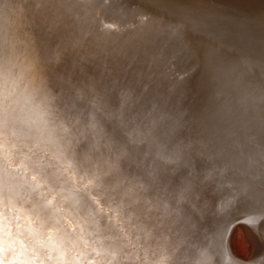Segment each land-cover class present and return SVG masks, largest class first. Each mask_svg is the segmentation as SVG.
Here are the masks:
<instances>
[{
	"label": "bare ground",
	"instance_id": "bare-ground-1",
	"mask_svg": "<svg viewBox=\"0 0 264 264\" xmlns=\"http://www.w3.org/2000/svg\"><path fill=\"white\" fill-rule=\"evenodd\" d=\"M15 1L0 0V103L3 102L4 95L5 41L9 43L11 39L9 34H12L15 35L14 41L7 45V47L14 45L12 49L9 48L11 61L8 102L17 118V123L10 125L6 130L0 129V154L8 151L14 154L13 168L28 164L30 157L33 161L37 158L43 159L45 167L40 175L31 170L28 171L29 180L33 175H37L36 184L39 185V190L35 192L26 190L24 196L30 198L31 203L34 204L51 202L47 214L52 215L54 219H60L64 226L65 240L55 254L63 256L67 252L76 264H80L81 260L85 264H196L201 259L200 252L206 250L211 257L212 264H220V258L212 251L211 242L207 238L206 242L202 237L199 238L200 228L195 227L193 232L192 229L187 230L189 225L196 224V220L194 219L193 223H187L189 216L183 218L185 222L182 218H178L176 213L179 209L186 210L180 206L178 200H182L180 196L186 195L187 191L196 194V188L200 189L205 199L211 204L221 231L225 227H230L228 225L232 219L242 220L247 212L250 213L247 208L243 209L239 204L241 200H244V195L239 198V203L233 200L236 193L244 194V190L231 185L234 193L233 195L227 194L228 197L222 203L224 196L216 194V186H213L212 182L200 185V181H203L202 176L198 177L196 171L199 165L191 159L185 163V166L193 169L195 173L189 178L183 176L180 173L182 168L179 169L177 165L180 160L176 155L178 143L167 144L162 123H158L155 118L158 113L160 88L154 87L155 99L150 97L149 105L146 104L145 93L142 89H139L137 93L128 88H121L118 92L112 91L115 97L129 103L132 113L129 112V107L127 113L134 124L130 130L129 126L124 123L125 118L121 120L118 116L115 117L117 114L112 109L110 91L104 93L101 87L99 91L94 86L100 82L105 84L103 80L108 82L107 76L114 75L119 68L128 66L129 63L118 61L112 55L96 53H94L96 58L92 64L87 63L83 56L88 49L74 51L71 44L72 37L69 42L61 26L49 27L55 32V38H46V33L50 34L49 29L41 17L29 12L30 7L19 24L20 26L15 29L13 27V5L17 3ZM59 1L64 4L62 0ZM94 4H103L113 9L95 12L104 15L112 11L109 20L114 25L110 27V31L117 32V34L110 33L112 37H118L116 43L124 42L129 54L139 57V51H141L142 56L147 53L164 64L168 73L163 72V74L175 82L172 94L175 97L173 103L178 102L179 120L182 119L181 113L185 105H188L191 100L190 96L196 93V87H193L191 82L197 83L196 80L205 74L213 78L211 83L215 89L218 88L215 84V77L218 76L219 81L222 82L221 95L231 94L230 96L233 95V97L236 90L240 93L247 84L255 82L253 79L256 78L248 77L246 72L249 70L241 71L242 65H239V60L224 62L225 55L228 52L233 54L237 45L234 41H229V37L236 38L235 34L227 35L230 33L228 26L224 27L223 16L219 12L217 16L222 20L219 24H223L219 27L206 24L203 18L191 21L192 17L182 15L181 19H175L178 26L174 29L173 18L155 15L158 12L157 7L148 12L152 14V18L147 23L146 21L139 23L140 12L136 10L137 0H94ZM5 5L9 6L8 9H5ZM5 10L8 11L9 22L7 24L3 19ZM128 10L132 11L131 19L127 23L120 24L118 21L123 19V12ZM255 10L264 12V6ZM205 12L207 16L210 15V12ZM195 14L198 15L196 12ZM249 15L256 19L259 17L258 14ZM61 16L68 19L69 13ZM31 21L36 25L35 27L30 23ZM101 22L104 24L107 21L102 19ZM22 27H25L27 31H23ZM87 27L91 28L92 23H89ZM150 28H152L151 33L155 44L147 42L149 49L143 45L141 50L140 43L135 41L132 32L136 30L146 32ZM22 32L28 35H23ZM32 33L33 35H30ZM225 37L230 43L229 46L223 51L221 48L218 49L222 53H218L217 50L214 52L213 47L210 46L211 43L216 42L213 41L214 38L219 41ZM136 39L140 40V36ZM169 40L172 42L171 45H175L172 50L176 49V53L179 54L176 56L179 67L174 66L175 69L169 68L168 65L167 57L171 54L166 48ZM164 43L167 44L163 46ZM56 44L65 48H56ZM46 46L50 48L47 49ZM116 47L123 48L122 44ZM54 50L61 53L68 50L74 56L63 62V66H67L68 70L75 74L74 76L67 75L68 72L64 71L59 61L48 58L55 56ZM80 50H83L82 55L79 53ZM76 55L81 56L78 58ZM207 55L215 57L212 62L213 67L209 68L211 65H206ZM71 61L77 64L74 65L77 70H71L66 64ZM45 62H50L52 70L57 71L55 77L50 76L55 72L49 73V66ZM193 62H196L198 66L201 65V70L192 67ZM105 69H110L112 73L105 74ZM231 69L234 71L229 74ZM230 76L236 77L233 88H229ZM93 77H96L99 82L87 80ZM68 78L75 80L78 86L69 85L66 82ZM70 90H75L77 94L71 105L68 104ZM205 90L207 89H204V93H206ZM207 94L203 97L206 100L205 111L195 112L203 119L198 115L193 118V111L188 116L191 121L197 119L200 123V125L195 124L198 131L195 135L190 134V138L200 133L201 135L207 133L213 144L212 151L216 150L215 152L219 155L218 145L227 146L226 140L220 137V124H223L225 119L220 116L222 106L217 112L209 108L211 106L207 103ZM53 97H55L54 100ZM164 98L165 95H161L159 100L163 101ZM107 100L108 102H105ZM97 110L105 113L111 112L112 116L102 114ZM204 125H207L204 128L206 133H202ZM236 130L238 129L234 124L230 129L231 132L227 131L232 140H234ZM37 144H39L38 152ZM192 146L191 141V148ZM231 147L236 148L238 153L243 152V149ZM33 152H37V155L34 156ZM157 153L160 154L156 155ZM61 156L67 157L62 166L59 159ZM147 160L152 163L151 167L147 164ZM167 160H173L175 163L170 164ZM49 162L57 167H47ZM235 162L239 165V160L236 159ZM132 163L136 166L133 167ZM231 163L232 161L227 163L226 169H229ZM204 167H206L205 174L207 175L206 170L210 168L205 165ZM89 173L102 177L101 182L95 187L90 185L86 178ZM229 179L231 178H228L227 182H230ZM85 188L87 192L83 191ZM211 188L213 189L210 190ZM173 202L177 205H173ZM221 206L224 208L223 211H221ZM20 225L22 238L34 240L35 237L31 231L33 225L26 215L21 219ZM246 230L251 238L249 230ZM48 235H52L55 242L56 234L52 229L45 231V236ZM210 237L214 235H208L209 239ZM238 241L239 239H236L234 245ZM242 255L246 258V251Z\"/></svg>",
	"mask_w": 264,
	"mask_h": 264
},
{
	"label": "rangeland",
	"instance_id": "rangeland-1",
	"mask_svg": "<svg viewBox=\"0 0 264 264\" xmlns=\"http://www.w3.org/2000/svg\"><path fill=\"white\" fill-rule=\"evenodd\" d=\"M158 1H161L162 4H160V5H166L165 4L166 2H170V1L182 2L184 0H158ZM188 1H190V0H188ZM199 1H200V4L205 3L207 5H209V4H212V5L214 4V6L217 5L215 7L213 6L210 9L205 8L204 12L205 11H208L210 13L212 11L213 12H215V11L216 12H222L221 15L223 16L224 27H225V25H227L228 30L230 32L227 35L235 34L234 37H236V38L229 37V41H234V43L237 45V49L240 47V50H239L240 52L238 55H237V49L234 51V53H236V56H237V57H235L236 58L235 61L239 60V62H240L239 65L240 64L242 65L241 71L249 70L246 72L248 74V77L249 78H256V82H257V77L259 76V74H261L263 68L257 69L258 66L252 68L251 64L247 67L248 61L244 60V58L246 56L240 55V54L242 53V51H241L242 46L245 47V45H247V48H248V43L252 44V47H251L252 50L257 49V47L259 48V46L261 47V45L264 44V43H262L264 41V31H263V28H264V12L255 10L258 7L264 6V0H214V1L199 0ZM242 1H244V2H242ZM15 2H17L13 5V9H14L13 27L15 29L17 26H20L19 24L21 23L22 19L24 18V16L27 13V10L30 7L29 12H32L35 15L41 17L42 21L45 23V26L49 29L50 34L46 33V38H50V37L55 38V32L53 30H51L50 28L61 26V28L63 29V33L68 38L69 42H70L71 37H72L71 44L74 47V51L76 49H78V50L79 49H88L87 52L85 53V55L83 56L87 63L92 64V62L95 60L96 57H95L94 53H96V54L108 53V54L112 55L115 59H117L118 61L121 60L123 63H125V62L129 63L128 66L119 68L114 73V75L107 76L106 78H108V82L103 80L99 76H97L98 78L103 80V82L105 84H102L100 82V84H95L94 86L96 87V90H99V91H100L99 87H101L102 90H104V93H107L110 91V94L112 96V102H113L112 103V109L117 114V115H115V117L118 116L121 120L123 118H125L126 121L124 123L129 126L130 130L134 127V124L132 122V118L127 113L128 107H129V112L132 113V110L129 106V103L127 101L124 102V101L120 100L118 97H115V95L112 94V91L118 92V91H120L121 88H128V89H132L135 93H137V92H139V89H142L143 92L145 93L144 97L146 99V104L149 105V101H148L149 98L150 97L154 98V95H153L154 87L160 88L159 95H158V105H157V109H158L159 114L157 113V116H155V118H156V120H158V123L159 122L162 123L163 133H165L167 144L174 143L173 141L177 138H179L178 142H177L178 144L180 142H183V145L185 147H184L183 153L179 156V158L182 162H184V164L188 162L189 159H187V155H189V153L191 151L190 133L187 132V129H185L186 126L184 125V126H182V128L184 130H181V126H179L178 133L176 135H173V129L178 128L175 125V122H176L175 120L180 119V116H179L180 112H179L178 107H177L178 102L173 103V100L175 97L172 94V89L175 86V82L173 79H171L168 76H165L163 74V72L168 73V71H167L166 67L164 66V64L162 62H160L158 59L157 60L154 59L152 56H150L147 53L145 56H142L141 51H139V57L134 55V54H129L127 52V50L125 49L126 45L124 42L116 43L118 37H112L111 33L117 34V32H111L110 31V27L112 25H114V23L109 20V18H111L112 11H110L109 13H106L104 15H99L95 12V11L113 10L111 7L105 6L103 4H94V0H62V2L64 4H62L59 0H16ZM252 4H254V5H252ZM156 7L157 6H152L151 4H149L148 1L143 2V0H137L136 10H138L140 12V18L148 16V18L145 20H142V19L138 20L139 23H141V21H146V23H147V21L150 18H152V16H151L152 14H149L148 12L150 10L155 9ZM175 9L176 8H170V9H167L165 11L157 12L155 15H157V17L163 16V18H173V27L175 29L178 26V23L175 21V19H179V18L181 19L182 15L191 16L189 13H192V12L193 13L196 12V13L200 14V10H201V9L192 10V11L184 10L182 12H179V10H177V9L175 10ZM67 12L69 13L68 19H66L65 16H63V17L61 16V15H66ZM131 12L132 11H129V10L124 11L123 12L124 13L123 19L119 20L118 22L120 24L127 23L128 20L131 19V16H132ZM118 13H120L122 15L121 12L118 11ZM252 13L255 15L258 14L259 17H257V19L251 17L249 14H252ZM205 16H207L206 12H205ZM209 18H211V19H208V20L204 19L206 24L212 25V27H216V26L219 27V26L223 25V24H221V25L219 24V23H222V20L219 16L214 15V16L209 17ZM102 19H105L107 22L102 24V22H101ZM27 22H28V20H27ZM30 23L32 24L33 27L36 26L32 21ZM89 23H92L91 28L87 27ZM176 23H177V25H176ZM190 23H192V22H190ZM135 27H136V25H135ZM22 30L27 31V29L25 27H22ZM151 32H152V28H150V30H148L146 32H137V30L132 32L135 41L140 43L139 47L141 48V50L143 48V45H145L147 47V49H149V45L146 44L147 42L154 43ZM21 34L28 35V33H26V32H22ZM30 35H33V33ZM14 36L15 35L9 34V37L11 39H10V42L8 44L13 43L12 41H14ZM137 36H140V40L136 39ZM223 40H226V37L223 38ZM93 44L97 45V46H99V45L102 46V48H103L102 50L104 53L102 51L97 52L96 50H94V48H96L97 46H92ZM118 44H122L123 48L118 49L116 47ZM215 44L216 43H211L210 46L213 47ZM13 46L14 45H12L8 48L12 49ZM55 47L56 48L59 47V49L65 48L64 46L58 45V44H56ZM46 48L48 49L50 47L46 46ZM213 50L215 52L217 49L215 50L213 48ZM53 52H55V56H49L48 58L50 60L52 58H54L55 61H59V63L63 67L64 71L68 72L67 75L74 76L75 74L71 73L68 70L67 66H63V64H64L63 62H66L65 61L66 59L73 58L74 56L71 53H69L68 50H66L65 53H61L57 50H54ZM79 53L82 55L83 50H80ZM228 53H227V55H225V57L229 56ZM249 54H250V56L247 58L248 60L256 58L253 55H251V53H249ZM81 55H79V56L76 55V56L78 58H80ZM61 56H63V58H61ZM238 56H241V58H239ZM62 59H63V61H62ZM258 59H260V56L258 57ZM224 62H225V60H224ZM259 62H262V58L260 61L257 60L255 63L257 64ZM46 64L49 66V73L55 72L54 75H50V76L55 77V74H57V71L52 70L53 67H52V65H50L51 64L50 62H48ZM66 64L69 65V68L71 70H77V67H74V65H77V64H75L74 61L67 62ZM178 67H179V65H178ZM182 67H180V69H182ZM233 71L234 70L231 69L229 71V74H230V72L233 73ZM104 73L109 75L112 73V71L110 69H105ZM87 80L98 81L96 77H93L92 79H87ZM230 80H231V83L229 85V88H233L235 85L236 77L230 76ZM66 82H68L69 85L75 84L78 86L76 81L73 79L68 78ZM256 85H257V83H256ZM139 87H141V88H139ZM254 87H255V85H254ZM258 87H259V85H257V88ZM68 88L70 89L69 86H68ZM252 88H253V83L250 85L247 84L246 88L243 91H241V93H240L241 97L244 99L245 96L252 94L251 93ZM236 94H238L237 90H236ZM161 95H165V98L163 101L159 100V97ZM230 97H233V96H229V98ZM238 99H240V98L238 97ZM241 100L242 99H240V101ZM244 101H245V99L242 102V103H244L243 106H245V104H246ZM105 102H108V100ZM99 103H102V102H99ZM94 104H96V103H94ZM85 105H87V104H85ZM246 106H248V105H246ZM99 110H100V108H99ZM246 111L247 110L245 107V109H243V112L241 114L245 113ZM98 112L105 114V115L112 116L111 112H109V113H105V112H101V111H98ZM237 113H240V112L236 111L235 114H237ZM247 119L253 120V118H252V116H250V114H248ZM257 126L262 127V125H258V123H257ZM200 135H201V133H200ZM234 140H239V142L243 143L247 140V136H246V134H244V135H242V133L239 134V129H238V130H236ZM208 146H209L210 154L204 159V162H203L204 165L207 167H209V165L214 166L215 161H216L214 154H213V151H212L213 144L209 138H208ZM242 146L245 147L244 144H242ZM159 154L160 153H157L156 155H159ZM229 161H230V159H229ZM242 167H247V166L244 165ZM215 175H217V174H215ZM226 177L230 178L231 176L227 175ZM194 187L196 188V186H194ZM196 189H197V193L195 194L194 198H196L197 200L194 199V201H193V200L189 199L187 201H189V202L193 201L192 204L196 207L195 210L201 211L203 213L202 217H203V219H205L206 225L208 224V228H214V230H213L214 237H210L211 239H209L207 237V240L210 241L212 244V251L216 254L217 257L220 258L219 249L216 246L217 236H218L220 230H219V226H218L215 214H214V210H213L211 204L209 203V201L207 199H205V197L203 196V193L201 192V190L198 188H196ZM226 190L231 191L230 194L233 195L234 192L231 189V185L229 186L226 184ZM249 214H251V213H249ZM195 217H196V215H195ZM197 217L199 219L201 218V216H199L198 213H197ZM237 219H239V218L232 219L228 225L230 227H231V225L234 226V232L232 235L233 251L239 256H241L243 254V252L246 251V253H247L246 258H243L242 257L243 255L241 257L243 259H247V257L250 255L251 246L256 244V233L257 232L255 229H250L247 226H246L247 227L246 228L242 224L237 223L236 222ZM196 223H197V221H196ZM260 225H259V228H260ZM246 229L249 230L251 238L249 237ZM236 239H239V241H238V243H236V245H234V241ZM262 256H264V253Z\"/></svg>",
	"mask_w": 264,
	"mask_h": 264
},
{
	"label": "water",
	"instance_id": "water-1",
	"mask_svg": "<svg viewBox=\"0 0 264 264\" xmlns=\"http://www.w3.org/2000/svg\"><path fill=\"white\" fill-rule=\"evenodd\" d=\"M144 1H148L149 4H151L152 6H157V11L161 12V11H165L167 9L170 8H176L177 10H179V12H182L184 10L186 11H192V10H200V14H195V13H189L193 19L196 21V18L199 19H211L209 17H212L214 15H217L218 12H211L209 16H205V12L204 9H210L214 6V4H205L202 3L200 4L199 0H184L182 2H174V1H170V2H166V5H160L162 4L161 1L158 0H144ZM203 2V1H202ZM244 2V1H242ZM250 4V3H249ZM175 9V10H176ZM186 13V12H185ZM222 13V12H219ZM147 17H143V18H138V20H145L147 19ZM190 20V19H189ZM177 25V23H176ZM160 31V30H159ZM264 31V28H263ZM167 34V33H166ZM173 41V40H172ZM216 44L213 46V48L216 50L218 53H222L220 52L221 50L223 51L225 49V47L229 46V42L227 40H219L217 41V38H214L213 40ZM168 47L166 48L167 51L170 52L171 55H169L167 58L168 60V65L169 68L175 69L174 66H178L177 65V58L176 56L179 55L176 53V49L173 51L172 47L175 45H171L172 42H170V40L168 41ZM218 43V44H217ZM264 43V41L262 42ZM167 43H164L163 46H165ZM261 44V43H260ZM89 46V45H88ZM92 46H97V45H92ZM252 44L248 43V48L247 45L242 46V53L240 55H244L246 56L244 58V60L248 61L247 62V67L251 64V67H256V66H260V68H263L261 74H259V76L257 77V82L256 79H253V81L255 80V83L253 82V88H252V94L245 96V106L243 102V98L241 97L240 93L238 94H234L236 96L234 97H230L231 95H221L222 93L220 92V88H221V84L222 82L219 81L218 76L215 77V84L216 86H218L217 89H215L211 83V81L213 80L212 77H208L207 74H205L204 76H202V78H199L198 80H196L197 83L191 82V85H193V87H196V93L193 94V96L191 95L189 99L190 102L188 103V105H185L184 110L182 111V119H176L175 121V125L178 127L181 126V130H184L182 128V126H186L185 129H187V132L195 135L196 132L198 131L197 127L195 128V124H199L200 123L194 119V121H191L189 119V115L190 113L193 111L192 117L195 118L197 117L198 114H195V112L197 110H201V111H205L204 107H205V103L206 100L203 99L204 96H206L207 94V90H208V97H207V103L211 106L209 107L210 109H214V111L216 110V112L221 108L220 111V116L223 117L225 119L224 123L220 124L221 128H220V137L224 138L225 143L227 146L220 144L218 145L219 147V155H217V152H213V154L215 153L216 155H214L215 157V165L211 166L209 165L208 168L206 170L207 175L205 174V169L206 167H204V159L210 154V150H209V146H208V137L210 135H208L205 131L204 128L207 127V125H204L202 128V132L206 133V134H202V135H196L193 136L191 141L193 142V146L191 148V151L189 153V155H187V159H191V161H195L198 165H199V169H197V173H198V177H201L200 181V185H202V183H206V182H212L213 186H216L215 191L217 192V195H221L224 196L222 197V203L223 200L228 197V195H230L231 191H227L226 190V184L227 185H232V186H236L239 188V190H244V200H241V203H239L240 205H242L243 209L247 208L249 210L250 213H252L253 209H259L261 207V203L262 201H264V44L261 45V47L259 46V48L257 47V49L252 50L251 49ZM221 50L219 51L218 49ZM102 46H97L96 48H94V50H96L97 52H103L102 50ZM240 47L237 49V55L239 54ZM104 53V52H103ZM253 55L256 58L250 59L248 60L247 58L250 56V54ZM105 55H110L108 53H104ZM229 56L231 57H224L225 62H232L233 60H236L234 57H236V53L231 54L228 53ZM227 55V54H226ZM260 56V59H258V57ZM239 58H241V56H238ZM106 58V57H105ZM262 58V62L259 63H255L257 60H261ZM215 59V57L213 55H207L206 58V65H211L210 67H213L214 65H212L213 60ZM174 62H176V65H174ZM187 64V63H186ZM192 67L195 68H199L198 70H201V65L198 66V64H196V62L192 63ZM244 67V66H243ZM259 68V69H260ZM196 69V71H197ZM200 72V71H199ZM187 75V74H185ZM196 77H194L195 79ZM259 85V87L257 88V85ZM212 85V87H211ZM255 85V87H254ZM211 87V88H210ZM204 89L206 93H204ZM211 91V94H210ZM233 94V92H232ZM218 95V96H216ZM233 96V95H232ZM238 97L240 99H242L240 101V99H238ZM248 97V98H247ZM188 99V100H189ZM238 99V100H237ZM194 101V102H193ZM196 101V102H195ZM198 101V102H197ZM201 102V103H200ZM191 103V104H190ZM246 105H249L246 106ZM251 105V106H250ZM218 106V108H216ZM202 107V108H201ZM245 107H248L247 111L243 114H241L243 112V109H245ZM240 112V113H237ZM215 112V113H216ZM230 112V113H229ZM188 114V115H187ZM248 114H250V116H252L253 120H249L248 118ZM198 117L202 118L200 115H198ZM185 119V121H183ZM203 119V118H202ZM196 121V122H195ZM203 121V120H202ZM200 121V122H202ZM258 125H262V127H258ZM228 124H230L228 126ZM235 124V128L239 129V134L242 133V135L246 134L247 136V140L241 144H244L245 147H243L239 140H232V138L230 137V135H228L227 131L231 132L230 129L233 128V125ZM202 125V124H201ZM262 129V131H261ZM261 131V132H260ZM226 138H225V136ZM160 139V138H159ZM178 139H175L173 142H178ZM223 140V139H222ZM229 143V144H228ZM157 145L160 147V145L157 143ZM231 146H235L238 149L242 150L243 152H237L236 148H232ZM212 152V151H211ZM149 155H147L148 157ZM151 156V155H150ZM218 156V157H217ZM232 161L229 169L227 168V163L228 161ZM239 160V165L236 164L235 160ZM188 160V161H189ZM168 163L170 164H174L173 160H167ZM147 164L151 167L152 163H149V161H146ZM159 162V161H158ZM172 162V163H171ZM157 163V162H155ZM139 165V164H138ZM179 169H181L180 173L183 174V176L185 177H190L192 174H194V170L193 169H189V167L185 166L184 162H182L181 160L179 161V163L177 164ZM242 166H247V167H241ZM132 166L135 167V163H132ZM153 168V167H152ZM204 168V169H203ZM220 169V170H219ZM223 172V173H222ZM215 174H217L215 176ZM227 175H230L231 179H229L230 182H227L228 177H226ZM144 176V175H143ZM147 177V176H145ZM205 178H208L207 180H205ZM199 180V179H197ZM196 180V181H197ZM188 181V180H186ZM213 188H211L210 190H212ZM225 191V192H224ZM185 193V192H184ZM215 194V195H216ZM228 194V195H227ZM195 194H192L191 192L187 191L186 195L180 196L181 199L183 200H178L180 206H182L184 208L185 211H182L181 209H179V212L176 213L178 215V218H184L185 216H189V219L187 221V223H193L194 219L197 221L196 224L194 225H189V227H187V230H191L193 232V230H195V227L200 228V230L198 231V236L201 239V237L203 238V241L206 242V238L208 237V235H212L213 234V230L214 228H208V224L206 225L205 223V219H203L202 215L203 213L201 211L195 210L196 207L192 204L194 199L197 200L196 198H194ZM168 198H170V196H168ZM242 198V199H243ZM186 199V200H185ZM193 200L192 202H189L187 200ZM219 199V198H217ZM247 200V201H246ZM166 202V201H164ZM227 203H229V201H227ZM178 204V205H179ZM185 204V205H183ZM166 206V204H164ZM173 205H177L175 202H173ZM222 207V206H221ZM181 211L183 212L181 214ZM199 214V216H201V218L199 219L197 217V213ZM175 214V213H174ZM196 215V217H195ZM177 218V217H176ZM185 222V219H183ZM192 221V222H191ZM174 225H176V222L174 221ZM188 225V224H187ZM182 229H185L184 226H181ZM202 229V230H201ZM256 244L254 246H252V249L250 251V255L247 257V259H244L246 262H252L254 260H258L259 257H261L264 253V223H261L259 231L256 230ZM214 235V234H213ZM200 239L198 241H200Z\"/></svg>",
	"mask_w": 264,
	"mask_h": 264
},
{
	"label": "snow or ice",
	"instance_id": "snow-or-ice-1",
	"mask_svg": "<svg viewBox=\"0 0 264 264\" xmlns=\"http://www.w3.org/2000/svg\"><path fill=\"white\" fill-rule=\"evenodd\" d=\"M5 45L4 56L7 59H4V95L3 102L0 103V129L3 130L17 123V118L8 102L11 52L7 47V40ZM76 95L75 90L69 91L68 104L73 103ZM52 99L54 100L55 97ZM177 133L178 128L173 129V135ZM184 147L183 142L177 145V156L183 153ZM36 148L38 152L39 144L36 145ZM37 152H33V155L36 156ZM14 159L15 156L11 151L0 154V264H76V261L67 252L63 256L55 254L57 249L63 245L66 234L60 219H54L52 215L47 214L51 202L34 204L31 203L30 198L24 196L26 190L32 192L39 190L36 179L45 167L43 159L37 158L33 161L30 157L28 164H21L13 168ZM59 159L62 166L67 157L61 156ZM47 167H57V165L49 162ZM29 170L37 173L32 176L31 180L28 179ZM86 178L93 187L102 180L101 176L93 173H89ZM207 179L205 178V180ZM83 191L87 192V188ZM242 195L243 193H236L233 200L239 203V198ZM223 210L222 206L221 211ZM25 215L33 225L31 231L35 237L34 240L22 238L20 221L25 218ZM237 223L259 231V225L264 223V201L259 209H253L251 214L246 213L242 220L237 219ZM47 229H52L55 232V242L52 235L45 236ZM233 232L234 226L225 227L217 236L216 246L219 249L220 264H264V256L259 257L258 260L246 262L233 251ZM200 257L201 259L196 264H212L211 257L206 250L200 252ZM80 264H85V262L81 260Z\"/></svg>",
	"mask_w": 264,
	"mask_h": 264
},
{
	"label": "clouds",
	"instance_id": "clouds-1",
	"mask_svg": "<svg viewBox=\"0 0 264 264\" xmlns=\"http://www.w3.org/2000/svg\"><path fill=\"white\" fill-rule=\"evenodd\" d=\"M8 7H9L8 5H5V9H8ZM3 19H4L5 24H7V23L9 22L8 11H7V10H5V11L3 12ZM4 59L6 60L7 57L4 56Z\"/></svg>",
	"mask_w": 264,
	"mask_h": 264
}]
</instances>
